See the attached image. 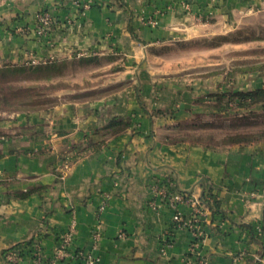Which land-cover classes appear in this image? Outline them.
<instances>
[{
	"label": "crops",
	"instance_id": "1",
	"mask_svg": "<svg viewBox=\"0 0 264 264\" xmlns=\"http://www.w3.org/2000/svg\"><path fill=\"white\" fill-rule=\"evenodd\" d=\"M80 2L0 0V60L28 52L67 57L76 50L117 47L127 52L131 66L141 63L139 70H128L138 81L102 99L0 114V264H34L28 244L34 238L47 264L72 222L73 249L87 251L92 229L100 224L102 237L94 250L100 264H193L191 232L176 227V210L155 196V182L168 177L177 190L204 204L201 228L210 264H264V143L212 147L169 140L172 120L153 110L170 107L166 97L175 89L162 90L160 69H145L143 63L153 46L196 38L213 28L212 16L259 11L264 0ZM41 10L56 18L47 37L36 30ZM144 17L155 23H143ZM130 114L127 129L102 134V127ZM107 193L109 205L100 212ZM208 193L215 195L218 212L206 202ZM179 209L186 217L192 213L189 202ZM13 249L21 250L17 263L7 260Z\"/></svg>",
	"mask_w": 264,
	"mask_h": 264
},
{
	"label": "rangeland",
	"instance_id": "2",
	"mask_svg": "<svg viewBox=\"0 0 264 264\" xmlns=\"http://www.w3.org/2000/svg\"><path fill=\"white\" fill-rule=\"evenodd\" d=\"M38 13L37 34L47 37L53 26L46 35L40 34ZM152 20L141 18L143 23ZM209 20L213 28L196 38L145 51L144 68L160 69V88L175 89L166 97L171 106L153 112L172 120L169 140L227 147L233 145L231 135L242 133L254 138L251 143H264V101L240 94L264 87V9L246 8ZM81 52L67 57L53 53L36 57L32 52L18 59L4 56L0 60V114L102 99L136 85L138 78L130 77L128 70H139L141 63L131 66L126 51L114 47L106 52ZM191 103L193 107H183ZM133 117L116 118L132 122ZM106 126L101 128L105 136Z\"/></svg>",
	"mask_w": 264,
	"mask_h": 264
},
{
	"label": "built area",
	"instance_id": "3",
	"mask_svg": "<svg viewBox=\"0 0 264 264\" xmlns=\"http://www.w3.org/2000/svg\"><path fill=\"white\" fill-rule=\"evenodd\" d=\"M80 4V0H75ZM38 18V32L46 35L47 31L55 25L56 18L49 10H42L37 15ZM155 23L150 21L149 24ZM155 196L168 206L174 208L176 211L173 215V222L178 228H187L191 232L192 239L190 242V262L193 264H210L208 254L204 252L203 243L205 240V233L201 228L202 218L205 215L204 204L199 199H194L188 193L179 191L175 188L174 180L171 177L165 181H156L153 185ZM111 195L109 193L104 195V200L99 206V211L104 210L110 201ZM183 202H189L192 207V213L189 217L184 216L179 209V205ZM152 206L156 207L157 202L153 201ZM76 234L75 223L72 222L69 229L62 235L59 245L56 247L54 258L47 264H58L61 260H82L85 264H100V257L94 253L101 241L100 224L92 229V249L87 251L85 249H73L74 236ZM165 249V247H164ZM32 257L34 264H43L45 256L43 247L40 242L33 245ZM21 250L13 249L7 253V260L11 263H17L21 259Z\"/></svg>",
	"mask_w": 264,
	"mask_h": 264
},
{
	"label": "trees",
	"instance_id": "4",
	"mask_svg": "<svg viewBox=\"0 0 264 264\" xmlns=\"http://www.w3.org/2000/svg\"><path fill=\"white\" fill-rule=\"evenodd\" d=\"M131 31L133 33V30H131ZM133 36L136 39H138L135 34H133ZM240 94L245 96L246 98L250 97V98L254 99V101H264V87H257V88H254V89L248 91V92H242ZM139 95L140 94L138 92V96ZM221 95L225 96L226 94H221ZM140 103L142 105V108L148 112V110L146 109V107L144 106V104L141 100H140ZM156 113H159V111ZM130 124H131V122H123V121L119 120L118 118H115L110 124H108V126H106V133L108 135L120 133V132L124 131L125 129H127L130 126ZM251 137H252L251 135L238 133V134L231 135L229 137V140H230L229 142H231L232 144L251 143L254 141V138H251ZM208 196H209V199L206 198V202L208 203V205H210L212 207L214 212H218L219 211V203L216 200L215 195L212 193H210V194L208 193ZM36 243H38V240L36 238H34V239L30 240L28 244L35 245Z\"/></svg>",
	"mask_w": 264,
	"mask_h": 264
}]
</instances>
